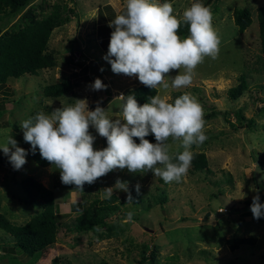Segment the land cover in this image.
I'll use <instances>...</instances> for the list:
<instances>
[{
	"label": "rangeland",
	"instance_id": "374dc122",
	"mask_svg": "<svg viewBox=\"0 0 264 264\" xmlns=\"http://www.w3.org/2000/svg\"><path fill=\"white\" fill-rule=\"evenodd\" d=\"M56 1L71 10L69 19L53 27L47 38L46 50L51 52L53 64L35 74L8 77L0 85V97L4 98L0 102V144L10 132L17 145L26 149L28 143L23 138L21 122L38 111L50 113L62 105L74 104L75 99H86L89 110L99 103L115 118L120 104L116 97L141 83L136 76L112 71L105 59L107 52L97 37L98 10L109 20V12H118L123 0H32L19 13L28 7L38 17ZM192 2L169 3L176 14ZM214 2L217 10L212 13V25L220 39L218 57L204 58L196 67L190 86L172 88L169 77L178 74V70H172L165 78L169 87L156 89V94L171 99L177 92H189L197 98L204 112L207 139L199 147L193 145L192 151L204 152L208 170L188 169L179 183H165L152 171L131 173L127 168L115 169L92 184L85 183L81 191L75 185L63 184L54 165L48 162L37 166L27 153L26 163L19 170L11 163H0V212L14 223L26 221L39 210L38 206L21 200L20 180L27 175L52 190L58 210L69 213L63 220L75 214L69 211V202L81 197L85 202L94 196L102 197L106 187H113V193L123 201L106 223L95 230H65L60 223L55 240L33 264L48 263L53 256L61 264H264V216L255 219L251 204H247L259 195L258 189L264 195V165L257 162L259 153L264 154V67L256 20V8L264 0H214L206 6L211 9ZM106 3L108 8L102 7ZM239 7H246L251 19L242 31L232 18ZM19 13L0 19V32L12 27ZM75 48L79 52H72ZM89 59L96 62L106 89L92 90L96 78L87 66ZM183 71L181 68L180 72ZM240 76L244 86L230 97L227 88L240 82ZM64 78L71 81L67 92L57 96L43 94L44 84ZM212 108L224 113L207 115ZM89 132L96 137L94 149L107 146L106 138L99 136L94 127L90 126ZM169 143L172 153L183 151L179 141L169 138ZM0 153H4L2 149ZM118 179L128 182L129 191L149 206L133 208L125 214L123 210L130 202L127 192L115 189ZM161 196L165 201L155 203V198ZM251 236L250 243H240L234 249L227 242L230 237ZM9 240L10 236L0 229V242ZM3 249L0 247V264L30 262L26 256Z\"/></svg>",
	"mask_w": 264,
	"mask_h": 264
},
{
	"label": "clouds",
	"instance_id": "9594fccd",
	"mask_svg": "<svg viewBox=\"0 0 264 264\" xmlns=\"http://www.w3.org/2000/svg\"><path fill=\"white\" fill-rule=\"evenodd\" d=\"M212 19L210 8L200 0L176 14L169 2L123 0L122 11L109 23L114 30L105 59L114 73L136 76L150 88L167 89L166 74L172 70L178 74L169 77L171 87H188L204 58L218 57L220 39ZM181 21L189 25L190 35L185 38L178 35ZM106 87L100 78L91 84L94 91ZM116 98L120 104L115 118L99 103L89 110L86 99H75L74 104L50 113L38 111L21 122L23 138L34 152L38 148L41 157L59 169L63 184L75 185L81 191L85 183L92 184L115 169L125 168L131 173L152 171L165 183H179L194 158L192 146L199 147L207 139L204 112L197 98L189 92L174 100L156 94L142 105L132 94L121 93ZM90 126L106 138V147L94 149L96 137L89 132ZM149 134H154L155 143L145 138ZM169 138L179 141L183 151L172 153ZM0 149L14 169L26 163V150L17 145L10 132ZM114 186L128 193L127 202L133 201L128 182L118 179ZM135 187L139 192L140 185ZM113 191V187L104 188L102 199H111ZM250 208L255 219L264 216V203L258 194Z\"/></svg>",
	"mask_w": 264,
	"mask_h": 264
},
{
	"label": "trees",
	"instance_id": "16d2710c",
	"mask_svg": "<svg viewBox=\"0 0 264 264\" xmlns=\"http://www.w3.org/2000/svg\"><path fill=\"white\" fill-rule=\"evenodd\" d=\"M32 0H0V19H7L19 13L24 6ZM171 0H159V3L170 2ZM205 6L212 3L214 0H200ZM29 6V5H28ZM102 7L108 8V4H103ZM70 7H65L64 3L58 1L50 5L49 10L38 17L32 15L27 7L17 15L16 22L10 28L0 32V85L3 84L8 77H19L26 73L35 74L40 68L53 64V56L49 50H46V42L51 29L65 23L69 19ZM121 7L118 12L112 14L109 12V20L101 10H98V28L97 37L100 46L108 52L111 32L114 30L109 27L108 21L122 11ZM211 12L217 10V5L214 2L211 7ZM233 22L236 24L239 31H242L249 23L250 16L246 7H239L233 11ZM256 20L258 37L260 44L261 60L264 67V3L256 8ZM110 29V30H109ZM189 34V25L181 21L178 29L180 37H187ZM79 52V49L72 50ZM87 66L91 67L89 63ZM244 86V79L240 76V82L236 85L227 88V94L232 97L237 91ZM71 88V81L67 78L60 81L44 84L42 92L46 96H57L63 92H67ZM6 91V90H5ZM6 93V92H5ZM123 94L125 96L132 94L137 99L138 104L142 105L148 102V98L156 95V89L145 86L140 83L126 89ZM182 95L177 92L172 95L174 100L177 96ZM0 97V102L4 101ZM224 111L216 108L210 109L207 115H215ZM246 123L249 125L251 119L248 118ZM151 143H155L154 134H149L145 137ZM136 143H139V138H133ZM26 153L37 166H44L48 161L40 155L39 149L35 152L28 143ZM194 158L191 161L190 171L208 170L206 156L203 151H193ZM257 162L264 165V154L259 153ZM0 163H10L9 158L4 153H0ZM23 196L21 200L28 205H36L39 210L33 213L26 221L22 223H14L9 221L5 215L0 212V229L10 236L7 242H0V247L6 252H12L16 255H23L29 258L28 264H33L40 257L45 248L55 240V233L61 223L65 230L82 231L88 229H97L106 223V219L115 212L117 205L122 204V199H118L113 193L111 199H102V197L94 196L89 201L85 202L81 197L79 200L69 202V211L75 212L74 216H68L67 220H63L64 216L69 213L60 212L53 198V192L50 188L43 185L39 180L27 175L20 180ZM261 203H264V195L261 190H257ZM133 201L130 202L123 212H131V209H145L149 203L143 205L141 197L131 192ZM128 196V195H127ZM127 198V197H126ZM165 201V197H156L154 202L161 204ZM247 204H252L248 201ZM61 219V220H60ZM5 236V234H4ZM6 240V238L2 239ZM253 240L251 237L228 238L227 242L230 249H234L240 243H250ZM145 258V255L141 257ZM44 264H61L57 256H53L48 263Z\"/></svg>",
	"mask_w": 264,
	"mask_h": 264
},
{
	"label": "water",
	"instance_id": "95a60500",
	"mask_svg": "<svg viewBox=\"0 0 264 264\" xmlns=\"http://www.w3.org/2000/svg\"><path fill=\"white\" fill-rule=\"evenodd\" d=\"M88 63L91 66V70L93 71L95 78H99V73H98L96 62L93 59H89ZM125 214H128V212H126Z\"/></svg>",
	"mask_w": 264,
	"mask_h": 264
}]
</instances>
